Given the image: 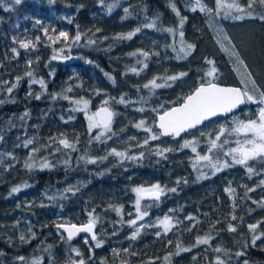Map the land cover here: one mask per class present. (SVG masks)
Listing matches in <instances>:
<instances>
[{
	"label": "trees",
	"instance_id": "16d2710c",
	"mask_svg": "<svg viewBox=\"0 0 264 264\" xmlns=\"http://www.w3.org/2000/svg\"><path fill=\"white\" fill-rule=\"evenodd\" d=\"M248 2L235 0L245 9L235 16H242L245 24L257 20L264 32V19H260L264 6L257 3L248 9ZM200 5L212 12L200 11ZM200 5L196 0H24L19 5L13 0H0V264H11L40 247L62 257L65 243L79 250L85 264H106L101 261L112 257L117 264H217L218 260L222 264H264V207L260 206L264 203V185L260 183L264 180V160L249 161L247 166L232 164L213 174L211 168L202 170L195 158L197 152L213 159L218 155L222 162L227 160L231 164V157L223 152L235 147L238 137L226 132L220 142L228 143L212 153L208 152L209 140L215 138L221 127L232 128L231 119H257L259 108L264 105L247 102L243 110L232 116L184 136L182 139L199 133L189 141H195L189 148L182 147V139L163 138L152 121L157 114L182 103L183 97L201 83L211 80L239 86L228 58L209 46L214 43L206 22L213 14L228 23L226 12L216 8V0H200ZM181 17L186 18L182 28ZM154 19V28L145 27ZM46 21L51 25L45 26ZM137 28L139 32H135ZM62 31L68 33L67 40L60 38L53 43L48 39H55ZM130 32L135 33L131 39L117 38ZM77 33L79 41L73 39ZM159 39L173 44L165 48V53L169 63L176 64V75H187L169 81L170 87L153 88L150 81L155 79L163 84L172 74L164 60L166 54L158 47ZM181 39L195 45L187 56L179 51ZM27 42H31L27 49L20 46ZM261 49L264 50V42ZM213 67L216 72L206 77ZM29 72L31 76L27 75ZM34 77L46 83L42 95L30 91ZM260 77L264 89V67ZM78 100L89 101L90 111L107 101L106 106L116 115L113 130L103 135H97L98 130L90 134ZM141 121L159 138L153 140L137 128ZM127 137L134 139L124 142V159L106 164L111 156L100 154L105 145ZM28 140L32 144L25 147ZM61 140L70 142L75 151L55 165L56 148L63 146ZM163 149L172 150L158 154ZM94 152L101 159L106 157L97 166L88 164ZM18 155L23 156L21 160ZM14 157L20 163L14 164ZM30 158L36 162L32 169L22 164ZM45 163L49 166L43 167ZM248 166L253 168L252 173L247 171ZM198 174L203 177L199 179ZM85 177H89L85 185L76 188L71 184L72 190L66 191L70 189L65 187L67 182ZM157 182L167 189V195L149 201L142 213L155 218L170 213L174 217L173 227L163 234L153 222H148L131 239L134 230L129 222L136 215L133 189ZM13 188L19 191L13 193ZM69 193L76 198L68 199ZM58 209L77 224L88 222L89 213L96 217L95 230L100 236L96 235V240L89 237L92 249L83 243V237L62 240L56 235L61 222L53 221L49 211ZM26 214L36 219L38 237L27 247L17 246L10 227ZM258 222L255 232L250 231L248 226ZM229 224L236 228L235 232L228 230ZM254 235L260 236L255 244ZM206 237L209 243H196L197 238ZM102 239V247H96ZM119 243L126 244L125 254H110L111 247ZM178 245L190 251L177 254ZM216 248L221 251H215Z\"/></svg>",
	"mask_w": 264,
	"mask_h": 264
},
{
	"label": "snow or ice",
	"instance_id": "6c2138e0",
	"mask_svg": "<svg viewBox=\"0 0 264 264\" xmlns=\"http://www.w3.org/2000/svg\"><path fill=\"white\" fill-rule=\"evenodd\" d=\"M14 4L19 5L22 0H13ZM197 5H200V0H196ZM259 4L260 6H264V0H249L247 8L251 9L255 4ZM172 8L174 11H176V6L173 4ZM216 8H227L229 10L235 8L237 12H245L244 8H241V6L238 3H235V0L233 3L225 4L224 0H216ZM7 10V9H6ZM195 11L196 9H192ZM109 11H111V8H109ZM125 13L128 12V9H124ZM200 11L202 12H208L211 13L212 9L207 8L204 5H200ZM177 16L180 15L178 11H176ZM219 14V13H217ZM229 13H225V17L227 18ZM247 15L251 16V12H248ZM233 19H241L242 16H235L232 17ZM184 17H181L179 20V26L182 28L184 22ZM260 19H264V16H261ZM71 22V21H69ZM39 23V21H37ZM156 25V20H152L150 23L146 24L145 27L147 28H154ZM140 28H137L135 32H139ZM166 31L174 32L175 29H166ZM135 35L134 32L128 33L126 36H118V39H131V37ZM179 35L181 38H183L184 33L183 31L179 32ZM60 38H63L64 40H67L69 38V35L67 32H60L59 36L53 39V37L49 36L48 39L52 40L53 43L56 42V40H59ZM75 41H79L81 39L79 33L73 38ZM223 39L227 40V36H223ZM89 43H94V41H89ZM31 42L27 43H21V47L27 49L30 46ZM182 47L179 49V51L183 54V56H187L191 53V50L194 49L195 45L193 44H185L183 39H181ZM15 51V49H13ZM144 56H147V53H142ZM132 55H136V53H132ZM232 55L236 57V60L239 64L243 65V61L239 58L238 53L233 52ZM56 57L53 56V59ZM208 63H213L212 61H208ZM246 67V65H245ZM132 71H136V69H132ZM216 72V69L213 67L211 71L207 73L208 76H213V74ZM28 76H31L32 73H27ZM187 73H180L179 75L169 76L165 78L163 84L156 83L155 79L153 81H150V84L153 88H160V87H170L171 84L169 81H176L177 79L186 76ZM111 78V77H110ZM19 79V78H17ZM244 84V88H238V87H221L216 83H213L211 80L207 81V83H201L198 87L195 88L194 91H192L189 95L186 97H183L182 103L179 104V106H173L168 110L163 111L162 114L159 115V123L157 127L161 130L159 135H171V136H180L182 132H187L190 129H194L197 127V125H200L205 120L209 119L210 117L216 116L221 113H229L232 112L233 109L237 108L238 106L245 104L246 102H253L258 103L260 105H264V91H259L256 85V82L251 79V73H247L245 77L241 81ZM41 85L44 84V81H39ZM251 85V90H249L248 85ZM149 85H144V87H148ZM13 88L15 85L12 86ZM9 93L12 91V88L8 89ZM258 92V96L256 93ZM37 99L40 97L37 96ZM123 103V98L120 101ZM77 104L83 103L85 109L88 107V104L90 103L87 100H78L76 101ZM105 105H107V101L103 102ZM163 107V106H162ZM27 115V113H25ZM113 112L110 111L107 107H101L97 111L93 112L91 115H89L88 118V128L89 130L93 128H104L106 130L110 131V125L113 118ZM144 121H141L139 124L136 125L137 128L143 127ZM233 127L230 129H225L221 127L219 129L218 134L215 136L214 139L209 140L208 144V152L212 153L213 150H222L224 146L228 143L227 140L221 141V137L224 136V134L227 132L228 135H235L238 137V139L235 141L236 146L230 147L227 149L226 152H223L224 156H230L231 157V164L224 160L223 162L220 160L219 156L215 159H213V156L211 155H199L197 154V160L198 161H205L206 166L213 169V174L215 172L221 171L222 168H226L231 166L232 164H239L247 166L249 161L261 159L264 160V106L259 108L257 119H249L246 122L241 121L239 119H236L233 121ZM147 131H151V129H146ZM239 137H243L240 139ZM159 136L156 134H153L151 136V139L155 140L158 139ZM99 139V137H97ZM220 142V143H218ZM61 144H63L65 147H69V143L67 140H61ZM148 140L144 141V144H147ZM195 141L189 142L185 141L182 147H189L190 144H194ZM32 144L31 140H28L25 143V147ZM172 149H163L158 154H163L165 151H171ZM35 151H39V149H35ZM192 151L195 152L196 148L193 147ZM110 155H115L117 157L124 158L126 156L125 152H119L116 151V149H112L109 153ZM143 153H141V156ZM130 159H137V157H129ZM106 159V157L102 158ZM89 162L95 163L94 160H90ZM49 165L47 163L43 164V167H48ZM26 167H31L30 164L26 165ZM247 171L249 173L253 172V168L248 166ZM206 178V177H205ZM261 185H264V180H262ZM66 190V191H70ZM254 189H250L249 191H253ZM19 191L18 188H13L12 192L15 193ZM134 192L137 193V200H136V210L138 213H140L137 216V219H143V216L147 213H141L140 212V198L143 194L147 193L151 195L155 199H159L160 194H162L163 189L160 187V185L155 184L152 185L150 188H144V187H138L133 189ZM172 191H175V189H172ZM226 191L231 192V189H226ZM261 207H264V203L260 204ZM117 212H119V209H116ZM189 219H192L189 217ZM232 219H236L235 216L232 217ZM97 223L96 217L92 215V213H89V220L86 224L77 226L76 224H66V225H57L58 228H64V230L67 232V239L71 240L74 236H76L78 233H89L91 234L92 240H96V235L93 232V229ZM131 225L136 224V220H132L129 222ZM161 224H163L165 230L169 227V219L165 217L163 221H161ZM258 224H250L249 230L252 232H255ZM228 230L235 232L236 228L232 225H228ZM136 235H138V232H134L133 235L130 237L131 239H135ZM260 236H253V244H255V241L259 239ZM20 239L24 241V237L21 236ZM88 240L85 238V243H87ZM197 244H207L209 243V238H197L196 241ZM96 247H100V244L97 243ZM178 252L179 251H190V249H180L179 245ZM76 251L77 255H80L78 250ZM215 251L219 252L221 251L220 248H216ZM237 255H241L238 253ZM21 261L25 260V257H19L18 258ZM167 259V258H166ZM32 264H39V261H32ZM74 264H85L84 260L81 259L78 262H74ZM217 264H222L221 261H217ZM247 264V262H245Z\"/></svg>",
	"mask_w": 264,
	"mask_h": 264
},
{
	"label": "rangeland",
	"instance_id": "374dc122",
	"mask_svg": "<svg viewBox=\"0 0 264 264\" xmlns=\"http://www.w3.org/2000/svg\"><path fill=\"white\" fill-rule=\"evenodd\" d=\"M24 1V0H22ZM225 4H230L227 1H224ZM219 11L223 12L225 11L226 13H229L228 17H225V13H224V17L228 20V23H225L219 15H210V17L208 18L207 22H206V27L208 32L212 35L213 38V43L209 46H212L215 50L216 48L218 49V52L221 55H225L229 62H230V66L234 72V75L236 77V79L239 82V85L244 88V84L241 82L242 79L245 77V75L247 73H251V79H253L256 82L257 88L259 91H264V89L262 88V86L260 85V75H262V70L264 67V50L261 49V44L264 42V32L262 31V23L257 22V20L251 21L249 23L245 24V19L242 17L241 19H233L232 17H235V14L237 13L236 9L233 8L231 10L227 9V8H221L218 9ZM33 15L35 16V18L37 20H39V17L37 15V12L34 11ZM51 25L50 21H46L45 26H49ZM247 33L246 35L244 33ZM227 36V40L223 39V36ZM247 36V37H246ZM158 41V47L159 49L164 52V54H166L165 52H167L165 50V48H167L168 46L173 45L172 42H165L161 39L157 40ZM178 46H180L181 44H177ZM263 46V45H262ZM238 53L239 58L243 61V65L239 64L236 60V57L234 55H232V53ZM169 56L168 54L165 55L164 60L165 63L168 66V69H171V76L178 74L176 71V64L174 63H169L168 60ZM247 58V60H246ZM246 65V67H245ZM206 77H211L208 75H205ZM42 79H39L37 77H34L31 80V87H30V91H38L40 93V95H42V89L45 90L46 88V83L44 81V84L41 85L39 83V81H41ZM249 90H251V85H248ZM256 95L258 96V92L256 93ZM78 109L81 113L84 114V116L86 117V121L88 124V116L91 115L94 111H90L91 109L89 108V104L88 107L85 109L83 103L78 104ZM158 115V114H157ZM156 115V117H157ZM258 116V115H257ZM156 117L154 119H152L153 124L155 125L156 122ZM235 119H231L229 122L233 123ZM140 122H138L137 124H139ZM136 124V125H137ZM55 127H58V124L54 125ZM156 127V126H155ZM113 126L110 128V130L112 129ZM89 129V128H88ZM139 129H141L145 135H147L149 138H151V136L154 134L153 131H147L146 129H151L149 127V125L147 123L144 122L143 127H140ZM96 130H98V134L97 135H103L104 133H107L109 130H105L103 128H93L91 130H89V133L92 134L94 133ZM200 133H204V132H200ZM108 134H112V133H108ZM197 135H199V133L193 134L192 137L190 138H185L181 140V144H184L185 141H191L194 137H196ZM133 140V137H127V138H123L120 141L119 140H114L111 145L107 144L105 145V147L103 148V151L100 152V154H102V156L105 154L110 157L109 161L106 164L112 163L114 164V162H118L119 160H123L124 158L121 157H117L115 155H110L109 153L111 152L112 149H116V151L119 152H125L124 150H122L121 148L124 146V142L128 141V140ZM69 143V147H65L63 144L62 147H58L56 148V154H58L56 156V158L54 159V164L58 165L61 164V161L63 163L64 159L67 157H69V155L71 153H73L74 150V146ZM191 147V145L189 146ZM186 147V148H189ZM15 147H12V150ZM197 154H199L198 152L196 153V159H197ZM98 153L91 154V158L88 160V164L90 163L91 165H99V161H101L102 159L99 158ZM200 155V154H199ZM23 156L18 155V158L21 160ZM17 159V157H14V159H12V162L14 164L20 163V160ZM90 160H94L95 163H91L89 162ZM35 160L30 158V159H25V161L22 163L23 165H28L30 164L31 167H28L30 169L35 167ZM201 163V168L202 170H206L207 167L206 166V162L205 161H200ZM22 167H19V169H21ZM203 174H206L205 172H203ZM215 174H217V172H215ZM203 177L202 174H198V178L201 179ZM89 181V177H85L83 179H77L71 182H67L66 183V188L69 189L71 184H74L76 188H80L81 186L85 185L87 182ZM160 185V187L163 189L162 195L166 196L167 195V189H164L163 185H161L160 183H155ZM152 184V185H155ZM152 185L150 186H140V187H144V188H150ZM138 188V187H137ZM70 189L72 190V186L70 187ZM18 192V191H17ZM48 193L51 194V191L48 190ZM149 194L145 193L141 196L140 198V212L142 213V209L144 206H149V201H155V200H151L148 197ZM68 197V199L73 200L74 198H76V196L73 193H69L66 195ZM134 206H136V200H137V193L134 192V196L132 198ZM57 203V202H56ZM60 207H62V204L60 205ZM135 212L136 215L135 217H133V220H136V224L135 225H131L132 229L134 230V232L136 230H138L139 228H141L144 224L148 223V222H153L154 226L159 230V232L165 234L168 231L171 230V228L173 227V223H174V217L171 216L170 213L164 214L161 217L155 218V217H149L147 214L143 216V219H137V216L140 214L137 212L136 208H135ZM49 214L51 216V219L55 222H58L60 224L58 225H66V224H77L76 222H70L71 221V216L70 215H64L59 209L55 212L53 210L49 211ZM165 217H167L169 219V227L167 230H165L163 224H161V221H163L165 219ZM75 218V216L73 217ZM132 221V220H131ZM39 222H41L42 224H45L43 220H39ZM87 222L83 223L86 224ZM47 225H45L46 227ZM37 228H39L38 223H36V219H34V217L32 215L26 214V215H20L18 217V221L16 222V224L13 227H10V229H12V232L15 235L16 238V245L17 246H29L30 244H33V241H35L38 237V232H37ZM94 229H96L94 227ZM133 232V233H134ZM56 235L64 240L66 237L65 235L61 232L60 228L56 231ZM95 235H99L100 236V232L95 230ZM23 236L25 239L24 241H22L20 239V237ZM85 238H87L88 242L85 243ZM104 239H102V241L99 243L100 247H102ZM83 243L86 244L87 247L90 248L89 245V237L88 236H84L83 237ZM65 251H64V255L62 257L57 256V254L52 251L49 250L47 247H40V248H36V252H34L31 255H26V256H20V257H25L24 261L17 259H14L11 264H32V261L36 260L39 261V264H74V262H78L79 260L83 259V257L80 255L76 254L75 250H78L77 248H75L74 246H70L69 243H65ZM92 249V248H90ZM127 246L126 244L123 243H119V244H114L111 249L109 250L110 254H114L115 256H121L125 254V251L127 250ZM79 251V250H78ZM93 250H91L92 252ZM102 263H106V264H117L118 261L116 260V258L112 257L110 260H102ZM96 264V263H95Z\"/></svg>",
	"mask_w": 264,
	"mask_h": 264
},
{
	"label": "water",
	"instance_id": "95a60500",
	"mask_svg": "<svg viewBox=\"0 0 264 264\" xmlns=\"http://www.w3.org/2000/svg\"><path fill=\"white\" fill-rule=\"evenodd\" d=\"M216 84H218V85L221 86V87H238V88H241V89H242V87H240V86H229V85H224V84H219V83H216ZM246 105H247V102H246L245 104H242V105L238 106L237 108L233 109L232 112H229V113H221V114H218V115H216V116L210 117L209 119L205 120V121H204L203 123H201L200 125H197L196 128H194V129H190V130H188L187 132H182V133L180 134V136H175V137H174V136H171V135H167V136H165V135H161V136H162L163 138H166V139H172L173 141H179V140H181L184 136H186V135L192 133L193 131H195V130H197V129H199V128L205 126V125H208L209 123H212V122H214V121H216V120H220V119H224V118H227V117L232 116L233 114H235V113H237V112L243 110V109L246 107ZM177 106H179V105H177ZM101 107H107V108H108L110 111H112L113 114H114V111H113L110 107L105 106V105L99 106L95 111H97V110H98L99 108H101ZM167 110H168V109H167ZM162 113H163V112H162ZM162 113H160V114H162ZM160 114L157 115V117H156V122H155L156 129L159 131V133H160L161 130L157 127V125H158V123H159V115H160ZM114 120H115V114L113 115V118H112V122H111L110 128L112 127V125H113V123H114ZM103 129H104V128H103ZM161 196H162V195L160 194L159 199H161ZM148 197H149L151 200H159V199H155V198H153L151 195H148ZM76 225H77V226H81V225H84V224H76ZM60 230H61V232L65 235V237L67 238V232L64 230V228H60ZM93 232L95 233V229H93ZM82 236H88V237H91V234L81 232V233H78L76 236H74L72 239H78V238H80V237H82Z\"/></svg>",
	"mask_w": 264,
	"mask_h": 264
},
{
	"label": "flooded vegetation",
	"instance_id": "af4514ba",
	"mask_svg": "<svg viewBox=\"0 0 264 264\" xmlns=\"http://www.w3.org/2000/svg\"><path fill=\"white\" fill-rule=\"evenodd\" d=\"M246 60H247V58H246ZM247 61H248V60H247ZM162 197H163V195H162ZM162 197H161V198H162ZM156 201H158V200H156Z\"/></svg>",
	"mask_w": 264,
	"mask_h": 264
}]
</instances>
